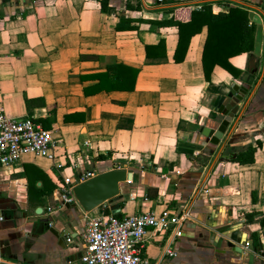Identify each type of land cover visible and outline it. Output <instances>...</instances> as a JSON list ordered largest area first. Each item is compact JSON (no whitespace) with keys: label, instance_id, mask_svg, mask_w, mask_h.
I'll list each match as a JSON object with an SVG mask.
<instances>
[{"label":"crops","instance_id":"0c3cea01","mask_svg":"<svg viewBox=\"0 0 264 264\" xmlns=\"http://www.w3.org/2000/svg\"><path fill=\"white\" fill-rule=\"evenodd\" d=\"M205 1L225 12L243 7L248 21L250 12L260 18L248 23L252 51L230 59L240 70L236 77L215 65L205 80V26L191 37L185 59L175 62L177 28L149 23L171 17L182 4L200 9ZM160 40L167 60L144 64V45ZM263 52L264 0H109L106 11L100 0H0V108L11 117L42 119L63 140L53 160L26 153L0 166V264H81L84 211L67 210L71 231L59 245L46 223L62 228L61 211L48 208L59 202L65 179L73 185L86 172L95 176L121 167L132 179L119 182L118 196L88 214L191 211L179 237L157 229L145 233L141 255L150 263L248 264L251 252L228 254L210 243L211 231L229 228L237 229L235 241L247 240L251 249L250 234L258 233L264 252L258 222L264 217V77L222 150L232 157L259 139L252 163L219 157L208 171L225 134L212 144L200 132L220 124L217 110L232 85L253 89L259 72L246 70L247 58ZM114 62L139 68L135 88L86 95L84 87L96 82L87 74ZM201 155L209 156L208 163ZM252 211L259 215L247 222ZM166 246L170 254L163 253ZM262 260L253 255L251 262Z\"/></svg>","mask_w":264,"mask_h":264},{"label":"built area","instance_id":"2783aa9c","mask_svg":"<svg viewBox=\"0 0 264 264\" xmlns=\"http://www.w3.org/2000/svg\"><path fill=\"white\" fill-rule=\"evenodd\" d=\"M159 0L158 2H161ZM218 12L222 7L213 6ZM254 19L248 23L253 24ZM63 143L61 136H53L49 128L33 117H11L0 108V166L15 163L21 155L29 153L53 160L55 150ZM80 182L92 177L91 172L80 176ZM59 202L49 212L60 210L66 203L75 200L72 186L65 179ZM191 211L187 207L179 210L165 207L159 213L153 211L122 214L116 216L103 210L90 215L84 212V225L80 233L82 252L81 264H157L150 263L141 255L144 235L147 231L157 229L168 232L170 238L182 235L185 225L191 220ZM4 215L0 212V222ZM68 236L67 242H72ZM245 252L264 259V254L249 247L247 240L242 246ZM163 253L170 254L168 247Z\"/></svg>","mask_w":264,"mask_h":264},{"label":"trees","instance_id":"16d2710c","mask_svg":"<svg viewBox=\"0 0 264 264\" xmlns=\"http://www.w3.org/2000/svg\"><path fill=\"white\" fill-rule=\"evenodd\" d=\"M109 0H100L101 10L106 11ZM138 7V5H134ZM169 8L168 11H172ZM174 14L166 19L150 20L158 27L175 26L177 28V44L173 54V60L180 62L185 59L190 39L206 27V37L202 47L201 63L205 80H210V74L215 65H219L232 76L236 77L240 70L235 67L230 59L242 53H248L253 49L254 31L248 24L247 11L243 7L231 6L228 10L212 12L211 4L205 1L200 9H191L190 4H182L176 7ZM167 60L164 41L156 44L144 45V64H158ZM139 68L128 66L122 63H109L104 71L87 74L86 79H95L96 82L84 87L86 95L99 91L110 90H133ZM42 122L43 126L48 125L42 119L33 118ZM261 140L257 139L255 145L248 144L244 149L236 152L230 161L239 164L252 163L257 147L261 146ZM203 163H208L209 156L205 155ZM116 216H119L115 214ZM258 212L252 211L245 214L246 221H254ZM258 222L262 229L264 238V217H259ZM252 247L264 254L260 248V237L258 233L250 234Z\"/></svg>","mask_w":264,"mask_h":264},{"label":"water","instance_id":"95a60500","mask_svg":"<svg viewBox=\"0 0 264 264\" xmlns=\"http://www.w3.org/2000/svg\"><path fill=\"white\" fill-rule=\"evenodd\" d=\"M249 18L254 19V21L258 24L261 22L258 15L254 14V12L249 13ZM246 70L252 75H255L257 72H259L257 82L253 89L249 91L248 87L244 85H232L217 110L218 113L223 116L220 124L215 129L208 126H202L200 129L202 135L209 138L212 144H219L220 139L225 134L213 160L209 165L208 171L212 168L217 158H230V155L223 153L222 150L227 145V140L235 129L237 122L242 118V115L246 110L256 85L264 77V52L261 58L254 55L253 53H250L246 62ZM241 101H243V103L241 106H239ZM234 116L235 118H233ZM230 122H232V124L229 126ZM228 126L229 129L227 130ZM131 179L132 173L127 172L125 167H121L114 168L112 170H106L82 182L74 183L72 186V193L75 200L66 202L61 207V214L57 219L62 224V228L55 227L53 224H50V222L46 223V227L56 238L57 243L62 245L64 236H67L71 231L68 222L71 221L73 216L69 215L67 210L78 206L82 209V211L90 212L102 205L104 202L115 199L119 192L118 183L125 180L130 181ZM190 226L192 228L195 227L194 224H191ZM235 230L237 229L229 228L211 231L209 234L210 243L217 247L221 252L240 255L242 246L245 244V240L241 242L235 241L233 238V233ZM197 234L202 236L200 232H197ZM224 241L225 245H223ZM248 259L250 260L248 264H252L251 261L253 260V255H250ZM260 264H264V261L262 260Z\"/></svg>","mask_w":264,"mask_h":264},{"label":"rangeland","instance_id":"374dc122","mask_svg":"<svg viewBox=\"0 0 264 264\" xmlns=\"http://www.w3.org/2000/svg\"><path fill=\"white\" fill-rule=\"evenodd\" d=\"M210 152H212V150H210ZM204 156H205V155L198 156V159H200V160H204Z\"/></svg>","mask_w":264,"mask_h":264}]
</instances>
